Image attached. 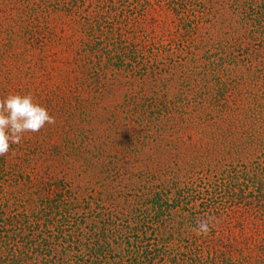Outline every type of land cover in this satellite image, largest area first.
Returning a JSON list of instances; mask_svg holds the SVG:
<instances>
[{
    "label": "trees",
    "instance_id": "16d2710c",
    "mask_svg": "<svg viewBox=\"0 0 264 264\" xmlns=\"http://www.w3.org/2000/svg\"><path fill=\"white\" fill-rule=\"evenodd\" d=\"M261 1L244 0L245 26L264 25L254 21L264 19ZM124 7L121 0H0V99L30 94L55 118L0 156V264H264V232L239 246L235 237L229 240V222L214 218L209 226L217 235L198 243L188 228L211 213L197 217L196 198L183 188L129 171L133 151L126 146L144 145L157 121L152 116L168 119L170 111L155 96L144 99L143 89L128 96L124 116L119 109L125 105L105 102L112 83H123L119 73L134 74L132 64L144 58L130 20L112 15ZM67 15L71 32L52 36V25L65 24ZM54 47L52 57L72 59L59 60L64 69L50 87L36 81L27 57L32 52L44 63ZM163 132L157 129L160 142L169 145ZM206 185L208 198H225L220 185Z\"/></svg>",
    "mask_w": 264,
    "mask_h": 264
},
{
    "label": "rangeland",
    "instance_id": "374dc122",
    "mask_svg": "<svg viewBox=\"0 0 264 264\" xmlns=\"http://www.w3.org/2000/svg\"><path fill=\"white\" fill-rule=\"evenodd\" d=\"M121 1L126 4L124 11L113 9L112 15L116 12L130 20L132 34L144 46V58L132 64L134 74L119 73V79L127 83H112L105 102L110 107L125 105L119 109L124 116L129 114L128 96H137L143 89L144 99L155 96L170 111L168 119L152 116L157 121L149 124L150 137L144 145L126 146L133 151L129 171L150 175L165 187L183 188L196 198V216L210 212L211 219L229 222V240L235 237L239 246L246 240L258 241L256 233L264 232V25H244L242 14L247 9L243 4L249 6L244 0ZM174 2L185 5L187 11L181 12ZM238 4L241 8L236 9ZM260 5L264 7V0ZM71 17L62 16L65 24L52 25V36L69 34ZM251 17L246 15L244 20ZM254 21L264 22L263 14ZM54 48L44 63L32 52L27 57L36 69L34 76H39L36 81L50 87L64 69L59 60L72 59L67 53L52 57ZM28 66L24 64V69ZM143 67L146 72L140 83ZM130 83L139 89L131 90ZM225 108V122L220 123L218 114ZM158 128L170 138L169 145L160 142ZM206 184L220 185L225 198H208L206 189H212ZM186 220L189 226L191 217ZM188 229L189 238L198 243L214 237V231L200 237L194 227Z\"/></svg>",
    "mask_w": 264,
    "mask_h": 264
},
{
    "label": "clouds",
    "instance_id": "9594fccd",
    "mask_svg": "<svg viewBox=\"0 0 264 264\" xmlns=\"http://www.w3.org/2000/svg\"><path fill=\"white\" fill-rule=\"evenodd\" d=\"M54 123L55 118L30 94H9L0 99V156L8 154L10 145L21 144L24 134L39 132L46 124ZM210 221V217L198 220L194 234L206 236L211 230Z\"/></svg>",
    "mask_w": 264,
    "mask_h": 264
}]
</instances>
